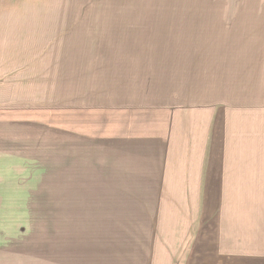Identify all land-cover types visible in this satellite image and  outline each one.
Listing matches in <instances>:
<instances>
[{
    "label": "crops",
    "instance_id": "0c3cea01",
    "mask_svg": "<svg viewBox=\"0 0 264 264\" xmlns=\"http://www.w3.org/2000/svg\"><path fill=\"white\" fill-rule=\"evenodd\" d=\"M70 1L0 0V85L11 84L26 101L46 90L45 107L80 115L88 132L84 146L93 151L81 159L95 168L87 171L84 191L92 190L93 210L108 218L84 233V197L77 198L67 209L80 221L71 220L77 229L36 231L31 256L23 251L18 259L22 264H245L223 261L221 254L239 249L250 256L248 248L264 238L263 231L247 226L261 217L264 205V7L259 6L264 0H239V7L225 0H161L159 6L142 0L139 5ZM115 14L129 15L122 36L111 35V21H103ZM139 19L146 30L134 24ZM82 27L84 37H73ZM150 29H159V37H144L142 31ZM201 35H207L204 41ZM73 60L84 66L71 65ZM10 62L16 66L9 71ZM158 89L166 105L153 106ZM45 112V126L60 120ZM233 183L238 194L228 200L227 223L212 228L224 187ZM135 189L196 190L199 197L204 189L206 197L199 202L201 213H180L177 206L176 212L165 211L159 198L133 197ZM37 200L57 208L56 198ZM112 212L118 220L110 218ZM106 232L112 237L96 244ZM202 249L216 256L185 261L186 252Z\"/></svg>",
    "mask_w": 264,
    "mask_h": 264
},
{
    "label": "rangeland",
    "instance_id": "374dc122",
    "mask_svg": "<svg viewBox=\"0 0 264 264\" xmlns=\"http://www.w3.org/2000/svg\"><path fill=\"white\" fill-rule=\"evenodd\" d=\"M106 1L71 0L70 3L72 5L129 4L127 0H108L110 3H105ZM142 1L148 3V5L159 6L162 4L161 0ZM225 1L228 5L231 4L232 6L239 7V3H237L239 0ZM246 1L244 0V3ZM140 2L141 0H135L132 4L139 5ZM196 3L203 4V2L199 3L198 1ZM245 5L247 7H264V3H259L260 7L257 4ZM103 21H111L108 25L111 35L115 32L117 35L122 36L123 31L130 26L127 22L130 21L128 14L104 15ZM139 21L143 20L139 19L133 23L139 24L141 28L146 27L145 24L142 27V22ZM144 29L146 30V28ZM223 31L222 29L221 32L223 33ZM139 32L133 29V36L138 37ZM142 32L144 37H159L160 33L159 29H150L147 32ZM206 32L209 33L208 31ZM206 36L201 35L200 37L204 41ZM73 37H84V27L74 29ZM226 37H229V31ZM152 46L150 45V48ZM81 63L84 66L83 61L73 60L71 65L77 66ZM8 65V70L10 71L15 69L16 63L10 62ZM144 66L146 65H137V68L139 69V67ZM148 66H151V63ZM110 71L112 70L110 69ZM104 72H107V70H104ZM6 83H10V80H6ZM46 92V90L41 91L39 94L33 95L32 99L31 95H28L29 98L26 101L23 96L24 94L20 93L19 96L16 95L17 92L15 89L12 90L11 84L7 86L0 85V264H22L21 259L19 260L18 257H22L23 251H26V255L31 256V246L33 245L36 231L42 232L43 230L56 229L59 233H65V230L77 229L71 223V220L77 225H80V221L71 215L74 211H67L77 198L84 197V233H87V229L89 231L96 229L99 224L104 225L108 218L102 216L101 212L98 215V211L93 210V206L89 202V199H92L89 196L92 190L84 191V182L87 183L90 176L87 171L89 169L94 170L95 168L94 166L84 165V159H81L84 152L93 153L87 146H84V134L88 132L84 130V126L80 125V123L83 124L82 119L79 114L77 115V112L65 115L63 111L56 107L54 109L49 108L48 104L45 107V103L47 102L45 99ZM153 92L152 96L157 98H154L157 102H153V106L167 104L165 96L163 100L159 89ZM57 94H59V99L61 94ZM54 96L56 95L53 93L52 97ZM62 96L67 97L68 95ZM33 99L36 100L32 102ZM147 103H151V101ZM46 110L50 112V118L60 119L61 124L59 126H56L59 124L57 120L48 121L51 127L43 124L46 117H49V115H46ZM50 134L53 135L51 136ZM218 161L219 159H217ZM109 162L112 163V159H109ZM91 176L94 177L93 175ZM235 185L233 183L224 187V200H222V206L218 212L219 216L211 218L212 220L210 221L211 225H213L212 228L227 223L226 217L230 215L228 212L229 208L227 207L228 200L238 194V189L234 188ZM131 194L133 197L139 199L149 197V201L154 197L159 198L161 199L159 202L164 204L163 208H166L165 211H168L169 208L173 212H176L177 206L180 209V213H188L192 210L201 213L199 202L204 203L206 197L204 189L201 191V197L197 196L196 190L151 189L146 191L144 189H135L131 191ZM176 194L177 197L179 196L180 203L174 197ZM39 197L45 199L56 198L54 203H57V208L54 205H48V201L41 202L39 206L37 200ZM185 201L188 203L184 206ZM247 201H251L250 196L244 199L245 203ZM209 202L213 203L214 200H206V203ZM39 208H53V210L52 212L45 211L39 214ZM163 208H157L160 210L158 212H165ZM205 208L208 209L210 206H205ZM259 215L261 217L256 221L248 222L247 226L249 230L258 229L264 233V205L259 206ZM110 218L119 219L118 215L114 212L111 213ZM214 219L217 221H213ZM136 220L138 219L134 216V222ZM89 221L91 222L89 223ZM220 221L224 223H220ZM110 228H113V226L111 225ZM247 234L250 233L247 232ZM112 235L111 232H106L102 235V238L96 239V244L104 239H109ZM42 239L48 241L46 236ZM35 240L39 241V237ZM72 240L77 239L72 238ZM205 241H209V239H205ZM55 243L60 245L59 241H55ZM231 249L234 250L233 245L228 248V250ZM247 252L250 253V256L244 253L240 254V250L238 249L237 253L232 252L229 255L221 254V257L223 261L264 264V238L259 239V246H257L256 242L253 247L248 248ZM213 256L216 255L202 249L200 253L197 251L186 252L184 258L185 261L208 262L212 260ZM144 257L145 255L142 253L141 258L144 259ZM179 260H181V256H179Z\"/></svg>",
    "mask_w": 264,
    "mask_h": 264
}]
</instances>
